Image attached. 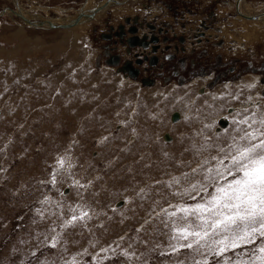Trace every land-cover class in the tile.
I'll return each mask as SVG.
<instances>
[{
  "label": "rangeland",
  "instance_id": "374dc122",
  "mask_svg": "<svg viewBox=\"0 0 264 264\" xmlns=\"http://www.w3.org/2000/svg\"><path fill=\"white\" fill-rule=\"evenodd\" d=\"M120 1L17 0L35 24L106 4L63 29L0 0V264H264L263 72L210 96L194 87L208 79L126 82L97 58ZM240 22L209 46L261 62L262 26Z\"/></svg>",
  "mask_w": 264,
  "mask_h": 264
},
{
  "label": "flooded vegetation",
  "instance_id": "af4514ba",
  "mask_svg": "<svg viewBox=\"0 0 264 264\" xmlns=\"http://www.w3.org/2000/svg\"><path fill=\"white\" fill-rule=\"evenodd\" d=\"M132 1L136 2H116L118 7H124L119 8L124 13H118L120 16L108 13L104 19L106 28L100 33L101 40L106 43L97 58H104L105 66L110 67L116 77L132 84L139 82L142 86H153L158 79L167 83L175 79L184 83L188 79L190 87L195 79H208L200 86L194 85L196 93L202 95L217 90L214 87L219 84L226 86L228 81L233 82L250 72H263L260 79L264 85V57L259 62L246 56L239 57L237 51L236 55L226 60L224 53H216L209 46L213 39V45L220 48L224 42L219 35L238 29L234 28L236 21L264 22L261 13L243 15L241 0L237 6L240 10L238 19L234 18L238 12L236 9L229 12L222 9L227 7L226 0H177L176 5L160 2L156 7L143 3L140 10ZM99 12L95 13V17ZM240 54L248 55L247 51H240ZM249 79L254 78L251 76ZM237 110L230 107L228 112ZM178 116L182 119L181 114L178 113ZM227 118L220 119L225 121V125L219 121L220 126L230 125Z\"/></svg>",
  "mask_w": 264,
  "mask_h": 264
},
{
  "label": "bare ground",
  "instance_id": "6f19581e",
  "mask_svg": "<svg viewBox=\"0 0 264 264\" xmlns=\"http://www.w3.org/2000/svg\"><path fill=\"white\" fill-rule=\"evenodd\" d=\"M236 1V0H235ZM16 3H17V5H19V8H17V10L16 11H14L13 13H11V14H14V15H17V16H19V17H21L26 23H29V24H31V26H46V28H69L70 29V27H64V25H66V24H64V23H59L57 20H55V19H53V20H50V19H47L46 21H39V22H37L36 24H35V22L33 23V21H31V18H32V16L29 14L28 15V17L27 16H25L24 15V10L22 9V7L20 6V4H18L19 2H17V0H16ZM244 3H245V1L244 0H241V8H242V11H243V15L244 14H246V15H249L250 13L249 12H247L244 8H243V5H244ZM240 5V4H239ZM100 6V5H99ZM105 6V5H104ZM104 6H102V7H100V8H95L94 10H91V11H87V10H89V9H87V10H84L83 11V15H82V18H81V20L80 21H78V23L77 24H73L71 27H73V26H77L78 27V24H80L82 21H85V19L86 18H93V16L95 17V13L97 12V11H99V10H104ZM106 9V8H105ZM262 16H264V14H262L260 17H262ZM75 17V16H74ZM74 17L73 18H71V19H69L68 21H70V22H74L75 20H76V18L74 19ZM255 17H257V16H255ZM74 19V20H73ZM238 19V18H237ZM72 20V21H71ZM67 21V22H68ZM42 22V23H41ZM48 22L50 23V24H48ZM242 23H245V24H247V25H251V24H256L257 26L258 25H261L262 27H256V28H253L252 30H253V34L254 35H264V22L262 21V22H253V21H247V20H245V19H242V21H241ZM240 22V23H241ZM56 24V26L55 27H51V24ZM85 23V22H84ZM236 23V22H235ZM239 23V24H240ZM241 23V24H242ZM53 24V25H54ZM83 24V23H82ZM255 26V25H254ZM76 27V28H77ZM85 27V26H84ZM241 27V26H240ZM245 27V26H244ZM21 28H23V27H21ZM21 28H19L20 29V31H24L26 28H23V29H21ZM74 28V27H73ZM237 28V27H236ZM251 32V31H250ZM24 33V32H23ZM72 33H74V31L72 32ZM82 34H83V32H81ZM81 34V35H82ZM243 34V33H242ZM77 35V34H76ZM19 36V35H18ZM69 36V35H68ZM20 38V37H19ZM76 38V37H75ZM83 38V37H82ZM261 38H263V37H261ZM256 39V38H255ZM68 40V39H67ZM79 40V39H78ZM251 40V39H250ZM80 41V40H79ZM82 42V41H81ZM78 44V43H77ZM249 45V44H248ZM32 47V46H31ZM77 47V46H76ZM18 48V47H17ZM15 50V49H14ZM16 51V50H15ZM20 51V50H19ZM29 53V52H28ZM106 72V71H105ZM180 117L178 116V119H179ZM178 119H176V120H178ZM175 119H174V121H176Z\"/></svg>",
  "mask_w": 264,
  "mask_h": 264
},
{
  "label": "water",
  "instance_id": "95a60500",
  "mask_svg": "<svg viewBox=\"0 0 264 264\" xmlns=\"http://www.w3.org/2000/svg\"><path fill=\"white\" fill-rule=\"evenodd\" d=\"M105 6H106V4H105ZM82 15H83V12L79 13V14L77 15L76 20H75L74 22L67 23L66 25H64V27H71L73 24H77L78 21L81 20ZM48 24H50V23L48 22ZM53 24H54V23H53ZM53 24H51V27H55V26H56V24H54V25H53ZM173 119H175V120L178 119V113H175V114H174ZM220 124H221V125H225V121H220Z\"/></svg>",
  "mask_w": 264,
  "mask_h": 264
}]
</instances>
